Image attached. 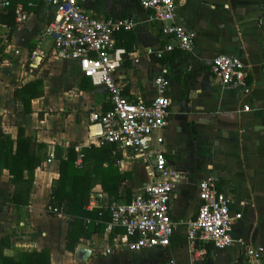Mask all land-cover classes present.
I'll return each mask as SVG.
<instances>
[{
	"label": "crops",
	"instance_id": "crops-1",
	"mask_svg": "<svg viewBox=\"0 0 264 264\" xmlns=\"http://www.w3.org/2000/svg\"><path fill=\"white\" fill-rule=\"evenodd\" d=\"M78 1L91 16L136 21L133 29L116 35V47L124 52L115 79L125 95L149 101L154 77L166 76L169 122L150 136L148 151L162 150L169 168L180 174L170 207L174 232L166 247L130 252L122 246L123 230L109 227L110 207L146 190L153 158L97 143L101 126L91 123L88 114L110 108L105 86L84 76L77 61L54 54L52 37L43 34L50 17L46 5L10 0L0 12V147L4 139L12 140L14 155L24 148L21 138L32 143L24 155L34 172L30 180L25 170L13 184L9 161H0L4 253L20 258L46 250L51 264H252L244 254L249 246L261 251L264 264V0H175V22L195 32L194 48L166 51L162 59L153 51L168 38L160 24L147 20L139 0ZM18 4L27 13L25 20H18ZM219 54L236 56L247 66V93L223 86L213 75ZM71 153L74 166L86 171V209L96 212L78 224L73 252L66 243L75 218L66 204L58 213L45 209L60 175V159ZM206 175H214L218 191L228 197L234 243L225 249L208 244L204 258L197 260L186 225L196 216L198 184ZM83 226L90 227L89 234ZM80 245L91 251L86 260L77 257Z\"/></svg>",
	"mask_w": 264,
	"mask_h": 264
},
{
	"label": "built area",
	"instance_id": "built-area-1",
	"mask_svg": "<svg viewBox=\"0 0 264 264\" xmlns=\"http://www.w3.org/2000/svg\"><path fill=\"white\" fill-rule=\"evenodd\" d=\"M9 1L0 0V12ZM26 1L29 5L42 3L50 9L43 34L52 37L54 54L77 61L84 76L94 84L105 86L110 108L106 111L92 110L88 114L91 123L101 126L97 143L153 158L150 185L130 201L111 205L109 227L123 230L122 246L130 252L168 246L174 232L170 207L180 174L169 168L162 150L148 151L150 136L164 129L169 122L170 99L166 76L159 73L154 77V95L149 101L130 99L123 92V85L115 79V71L122 64L121 55L124 52L116 47V35L122 30L133 29L136 21L129 17L91 16L78 0ZM139 2L148 12L147 20L160 24L161 33L168 38L166 44L153 51L158 59L163 58L164 52L175 48L186 52L193 50L196 34L175 22V0ZM16 13L18 20L27 17L20 4ZM212 73L223 86L240 88L246 93L249 91L248 68L236 56L216 55ZM244 110H249V107L244 106ZM162 142L163 138L158 136L157 143ZM76 150L79 148L76 147ZM198 199L196 216L186 225V237L194 258L202 260L208 244L218 249L233 245L230 230L235 217L229 211L228 197L218 191L214 175H206L200 181ZM45 209L49 213L59 212L50 204ZM105 253H111L110 249ZM244 254L252 264L261 263V251L248 246Z\"/></svg>",
	"mask_w": 264,
	"mask_h": 264
},
{
	"label": "trees",
	"instance_id": "trees-1",
	"mask_svg": "<svg viewBox=\"0 0 264 264\" xmlns=\"http://www.w3.org/2000/svg\"><path fill=\"white\" fill-rule=\"evenodd\" d=\"M24 141V148L16 150V154L12 155L13 141L4 139L0 147V161H9V172L12 176L11 182L17 184L19 180L23 179L24 171L26 170L29 179L33 178L34 167L27 162V155L30 150L33 149L32 143L25 138H21V142ZM41 146V145H40ZM109 147V146H104ZM75 154L71 153L66 159H60V175L59 178L53 182V190L49 198V204L57 207L60 210V206L66 204V212L75 218V226L73 229L67 232L66 248L70 252H73L80 232V222L86 217H93L96 212H89L86 209V203L88 200L89 188L85 182L86 171L81 172L80 168L74 166ZM24 160V161H23ZM2 165H0L1 174ZM27 180V179H26ZM29 188V186H28ZM106 190H111L110 187H105ZM116 194V188L113 189ZM27 191V189H26ZM82 226V225H81ZM83 233L89 234L90 227L83 226ZM0 264H51L49 262V254L46 250L34 251L22 253L20 258L9 256L4 253V250L0 247Z\"/></svg>",
	"mask_w": 264,
	"mask_h": 264
},
{
	"label": "water",
	"instance_id": "water-1",
	"mask_svg": "<svg viewBox=\"0 0 264 264\" xmlns=\"http://www.w3.org/2000/svg\"><path fill=\"white\" fill-rule=\"evenodd\" d=\"M90 253L91 251L82 245H80L77 249V257L82 260H86Z\"/></svg>",
	"mask_w": 264,
	"mask_h": 264
}]
</instances>
